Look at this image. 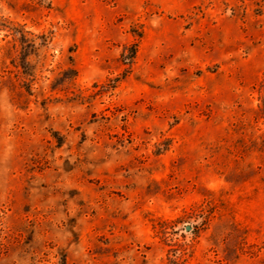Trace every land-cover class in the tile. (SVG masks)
Wrapping results in <instances>:
<instances>
[{
  "label": "rangeland",
  "instance_id": "1",
  "mask_svg": "<svg viewBox=\"0 0 264 264\" xmlns=\"http://www.w3.org/2000/svg\"><path fill=\"white\" fill-rule=\"evenodd\" d=\"M263 82L264 0H0V264H264Z\"/></svg>",
  "mask_w": 264,
  "mask_h": 264
},
{
  "label": "trees",
  "instance_id": "2",
  "mask_svg": "<svg viewBox=\"0 0 264 264\" xmlns=\"http://www.w3.org/2000/svg\"><path fill=\"white\" fill-rule=\"evenodd\" d=\"M40 4H42L43 6L45 5L46 7H49L50 6V0H37ZM18 36H17V40L19 41V43H20V45L21 46H25V45H27L26 43H29L28 42V39H27V37L21 32H19L18 34H17ZM34 44L33 43H31V46H33ZM263 85H264V82H263Z\"/></svg>",
  "mask_w": 264,
  "mask_h": 264
},
{
  "label": "water",
  "instance_id": "3",
  "mask_svg": "<svg viewBox=\"0 0 264 264\" xmlns=\"http://www.w3.org/2000/svg\"><path fill=\"white\" fill-rule=\"evenodd\" d=\"M185 228H186V229H190V226H189V225H186Z\"/></svg>",
  "mask_w": 264,
  "mask_h": 264
}]
</instances>
